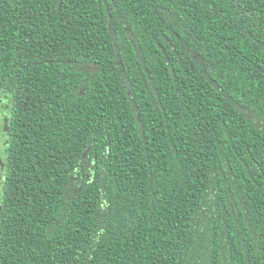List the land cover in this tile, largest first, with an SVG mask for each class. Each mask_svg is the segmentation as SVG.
Wrapping results in <instances>:
<instances>
[{
  "label": "trees",
  "instance_id": "16d2710c",
  "mask_svg": "<svg viewBox=\"0 0 264 264\" xmlns=\"http://www.w3.org/2000/svg\"><path fill=\"white\" fill-rule=\"evenodd\" d=\"M0 264H264V0H0Z\"/></svg>",
  "mask_w": 264,
  "mask_h": 264
},
{
  "label": "rangeland",
  "instance_id": "374dc122",
  "mask_svg": "<svg viewBox=\"0 0 264 264\" xmlns=\"http://www.w3.org/2000/svg\"><path fill=\"white\" fill-rule=\"evenodd\" d=\"M8 101L0 96V167L6 162ZM2 170H0V200L2 195Z\"/></svg>",
  "mask_w": 264,
  "mask_h": 264
},
{
  "label": "flooded vegetation",
  "instance_id": "af4514ba",
  "mask_svg": "<svg viewBox=\"0 0 264 264\" xmlns=\"http://www.w3.org/2000/svg\"><path fill=\"white\" fill-rule=\"evenodd\" d=\"M2 165V164H1ZM3 168H4V165H2V167H1V169L0 170H3Z\"/></svg>",
  "mask_w": 264,
  "mask_h": 264
},
{
  "label": "water",
  "instance_id": "95a60500",
  "mask_svg": "<svg viewBox=\"0 0 264 264\" xmlns=\"http://www.w3.org/2000/svg\"><path fill=\"white\" fill-rule=\"evenodd\" d=\"M1 167H2V165H1ZM1 167H0V169H1Z\"/></svg>",
  "mask_w": 264,
  "mask_h": 264
}]
</instances>
